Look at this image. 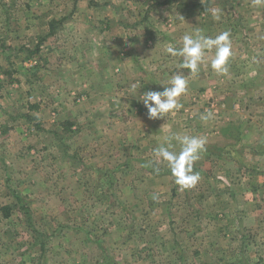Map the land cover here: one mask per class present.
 I'll list each match as a JSON object with an SVG mask.
<instances>
[{
	"label": "rangeland",
	"instance_id": "1",
	"mask_svg": "<svg viewBox=\"0 0 264 264\" xmlns=\"http://www.w3.org/2000/svg\"><path fill=\"white\" fill-rule=\"evenodd\" d=\"M165 1L0 0V264H264V32ZM196 29L230 33L226 73L166 53ZM176 73L182 107L150 120ZM170 132L206 137L192 188L153 163Z\"/></svg>",
	"mask_w": 264,
	"mask_h": 264
},
{
	"label": "clouds",
	"instance_id": "2",
	"mask_svg": "<svg viewBox=\"0 0 264 264\" xmlns=\"http://www.w3.org/2000/svg\"><path fill=\"white\" fill-rule=\"evenodd\" d=\"M256 4H264V0H254ZM212 15L219 19V10H213ZM214 50L212 56L209 52ZM166 53L173 57H182L180 68L190 70L195 75L199 72L200 65L206 59L210 62L211 68L217 73H226L227 63L232 55L230 33L221 32L215 37L202 34L196 29L192 33H186L182 37L180 47L169 46ZM168 86H163V91L149 90L140 96V100L147 109V116L150 120L164 118L165 115L178 111L182 105L178 98L187 91L188 82L184 75L176 73L167 82ZM136 85H132L135 92ZM212 112L207 111L201 115L204 121L212 118ZM179 145V151L175 150V145ZM206 137L169 133L164 135L158 146L153 149L154 164H163L170 171L174 178V183L180 189L194 187L201 179L200 174L193 171L194 162L200 157V153L205 151ZM157 197L154 195L153 199Z\"/></svg>",
	"mask_w": 264,
	"mask_h": 264
},
{
	"label": "crops",
	"instance_id": "3",
	"mask_svg": "<svg viewBox=\"0 0 264 264\" xmlns=\"http://www.w3.org/2000/svg\"><path fill=\"white\" fill-rule=\"evenodd\" d=\"M237 3L235 4V1H229V3L231 4V7H235V8H239L238 13L239 14H245L249 16V18H251V21L254 22V24H252V26H254V28L249 27V31L251 32H257L254 30H260L262 32H264V4H256L254 2V0H238L236 1ZM175 3V0H166L165 2H163V4H160V7L164 6V9L167 8H171ZM225 3L223 2V5ZM202 14L204 13H208L205 9H201ZM205 18V16H204ZM204 20V19H203ZM143 21H138L136 25H134V27H137L138 25H140V23ZM220 23V22H219ZM220 25V24H217ZM142 27L143 33L148 32L147 28L145 27V25H141L139 26V28ZM134 37L136 38L137 36L139 37V30H134L133 31ZM137 34V35H135ZM135 50V49H134ZM223 157L225 158L226 156L223 155ZM233 159H236L235 157ZM235 162V161H234ZM234 164L231 161H224V165H232Z\"/></svg>",
	"mask_w": 264,
	"mask_h": 264
}]
</instances>
